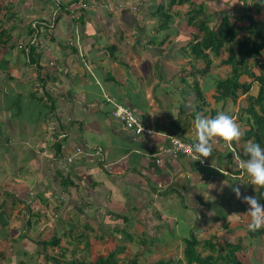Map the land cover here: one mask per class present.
Returning <instances> with one entry per match:
<instances>
[{"label":"crops","instance_id":"crops-1","mask_svg":"<svg viewBox=\"0 0 264 264\" xmlns=\"http://www.w3.org/2000/svg\"><path fill=\"white\" fill-rule=\"evenodd\" d=\"M14 1L20 5L26 2L32 10L30 0ZM39 1L47 14L37 9L35 17L31 18L37 20L30 21L29 25L39 24L40 31H35L36 34L29 33V27L19 30L11 20L8 22L9 14H5L8 8L6 10L5 5L0 8V20L7 19L10 24L3 27L9 40L5 43L4 38L0 39V63L4 58L10 60L7 62L9 69L0 71L3 94L0 95V143H4L0 147V166L3 159L6 162L2 164L0 187L2 181L11 180L7 182L9 192H0V228L6 227V222L1 220L4 216L2 207L11 204L9 229L20 226L17 221L21 217L26 229L31 228L33 235L35 232L38 235L36 239L27 240L35 249L38 246L33 241L39 244L57 237V246L61 250L55 254L65 256L67 250H62V240L72 243L67 237L68 230L73 228L70 227L72 218L66 217L67 221L61 217L47 219L34 210L37 203L51 204L53 199L62 204L64 211L72 210L82 215L84 208V229L91 232L89 237L84 233L86 247L91 239L113 240L107 242L113 247L108 249L109 253L140 249L134 254L138 257H133L130 264L133 260L144 264L139 261L140 256H155L158 251L155 248L166 250L165 256H171L167 254L169 250L184 245L191 232L201 240L198 231H212L211 237L202 240H216L215 236L226 233H215L214 226L233 231L240 227L246 212L241 215L235 210L234 201L240 200L230 188L234 179L222 172L237 173L232 152L240 153L238 149L244 142L234 141L231 145L222 140L215 142L212 156L205 160L215 170L199 166L188 157L159 154L168 145L170 136L196 142L193 126L196 112L214 117L218 111H224L236 119L241 107L238 99L246 94L240 95L234 103L229 99L215 100L214 83L227 76L222 78L219 74L218 79L206 84L207 91L201 90L204 106H200L191 88L193 82L200 89L205 86L204 83L200 86L199 79L212 69L217 71V66L224 67L229 73V67L220 64L226 58V52L222 50L216 57L207 52L208 68L202 74L204 61L194 60L186 45L193 29L184 34H163L158 39L153 32L163 33L165 27L152 31L149 25L154 21L145 19L153 11H144L127 0H89L80 14L76 12L83 5L80 0L72 4L69 3L71 0H52L55 5L52 8L46 6L50 0ZM59 1L72 13H59L55 21L53 15ZM214 5L216 7L213 11L208 9V13L222 15L223 7ZM224 6V13L235 14L241 25L245 20L238 9H250L249 15L255 21L253 31L264 38V22H261L264 21V0H225ZM176 11L170 10L172 17ZM78 17H81L80 22L75 20ZM175 22L167 27L178 29L183 25L179 20ZM179 35H186V39L178 40ZM17 45L22 49L31 45L34 51L28 58L27 50H18ZM261 63L264 64V54ZM258 70L252 68L255 75ZM241 79L245 80L244 77ZM38 82L41 88L35 87ZM253 87L256 90L255 83L249 93ZM113 103L131 110L146 133L133 136L124 130L110 117ZM240 126L243 129L242 123ZM55 143L59 144L58 151ZM75 149L83 151L84 157L77 156L71 163H66V158L71 157ZM95 151L98 155H86ZM157 154L159 164L152 159ZM58 155L63 156L62 167L58 164ZM11 168H14V175ZM42 171L48 172L47 180L45 173L41 175ZM65 178L68 184L62 181ZM34 180L42 183L46 196L36 198L32 188ZM240 187L244 195L247 189L250 190L246 184ZM31 195L34 201H31ZM233 214L238 216L231 217ZM57 219L68 223L69 229L64 228L60 233L61 229L54 226ZM127 220L130 226H125ZM30 224L38 226L30 227ZM51 224L54 231L48 235L45 229ZM131 228L134 235L123 240L129 241L128 247L117 246L119 233L130 232ZM7 234L14 240L13 231ZM0 240V264H8L6 259L13 256L8 252L13 250L6 251V246L11 247L9 242H3L1 237ZM144 240L148 242L144 243ZM101 244L106 245L92 243L98 247ZM20 248L17 253L21 256L31 250L28 245ZM117 259L120 262L119 257ZM167 261L168 264L172 262L170 258ZM18 263L22 264V261Z\"/></svg>","mask_w":264,"mask_h":264},{"label":"rangeland","instance_id":"rangeland-1","mask_svg":"<svg viewBox=\"0 0 264 264\" xmlns=\"http://www.w3.org/2000/svg\"><path fill=\"white\" fill-rule=\"evenodd\" d=\"M30 1L32 2V10H31V7H28L26 2H24V5H20V4H17L16 1H14V0L12 2H11V0H0V8L1 7L3 8V5H5V8L6 7L8 8V10L5 12V14H10L11 10H16V12H14L15 15L13 16V19H10L11 17H9L8 22L11 20V22L14 25L18 26L19 30H22V31H24L25 29H27L29 27V23L31 24L30 21L37 20V19H31V18L35 17L37 9L41 10V11L44 10V9H42V7L44 5H42L43 3H40L39 0H30ZM167 1L168 0H127L128 3L132 2L135 7L143 8L142 10H144V11H147V10L148 11H155V9L159 5L163 6L165 9ZM224 1L225 0H188L186 3H184L180 6L176 5V6L172 7V12L173 11L175 12V10H177L176 11L177 13H175V15L171 18L170 24H172V23L176 24L175 21L179 20V21L183 22V25H181L178 29L176 26H175V28H173L174 26L173 27H171V26L165 27L163 30V33L153 30V29L157 28V25L159 23L160 17L158 15L148 16V14H147L145 16V19L148 21H152V22L154 21V23H152L149 26L152 27V31H154L153 33L156 34V37H158V39L161 38L163 34H167V33H175V32L178 33L179 32L178 34H184L188 31L192 30V29H189L188 27H186L184 24L186 12H188L190 8H194L195 5L202 4L203 5L202 6L203 11L208 13V9L213 11L212 8L216 7L214 5V4H216L217 7H220V8L223 7L222 13L224 14V10H223L225 7ZM21 2H23V0H21ZM221 2H223V3L221 4ZM190 3H192V5ZM13 4H15L16 6ZM189 5H191V6H189ZM46 6L48 8H49V6H50V8L55 7V5L52 3V0L47 2ZM196 8L198 9L197 6H196ZM205 8H207V9H205ZM164 12H167V11L165 10ZM43 13H44V15H46L47 9H45ZM218 13L222 14L221 12H218ZM239 13L241 15L242 12H239ZM16 14H18V15H16ZM233 15H235V14H233ZM242 19H244V18H242ZM49 20H50V18H49ZM217 20H218V16L213 15L210 25L215 26V24H217ZM1 22L4 25H7V27L10 26V24L7 23V19L1 20ZM261 22H264V21H261ZM35 25L36 24H34L33 26H31L29 28L33 29L32 27H34ZM37 25H39V24H37ZM37 25L35 26V29L33 30V32H34L33 34H36L35 31H37V33L40 31L39 28L37 27ZM47 25H49V24H47ZM262 26L263 25H261V27ZM43 31H44V28H43ZM43 31H42V33H43ZM34 37L35 36H32V39H34ZM185 39H186V35H184V36L179 35L178 36V40H180V41H184ZM12 53H14V51ZM222 55H224V54L222 53ZM3 60L4 61L2 63H0V71L2 70L3 72H6L9 69V67L7 66V62L10 63V60L8 58H4ZM215 68L217 69V71L212 69V70H210V72L208 74L204 75L201 79H199L200 86L202 83L205 84V86H201L202 91H204V92L207 91L206 88H208V87L206 86V84L210 85V81H214V80L218 79L219 74L222 76V78L228 76V74L226 72L227 70L224 67L217 66ZM38 84H39V82L36 84L35 87L41 88V86H38ZM211 87H213V85ZM250 93L255 95V93H256L255 87H253V89ZM0 95H3L1 87H0ZM13 100H14V97H13ZM238 100H239L238 103H240L241 107H245L244 97L241 96ZM228 105H229V103H228ZM28 106H26V108H25V110H27V111L29 110ZM242 120H244V117L242 118ZM29 123H31V121H29ZM33 124H35V123H33ZM74 130H75V128H74ZM1 132H2V130L0 128V135H1ZM3 132H5V131L3 130ZM3 144H4L3 142L0 143V147L1 146L3 147L4 146ZM245 144L246 143H243V146H241L239 144L241 148L239 147L238 150H239L241 155H243V150H244ZM57 159H58V164L61 167L64 166L63 165L64 164L63 156L58 155ZM2 164H6L5 159H3V161L1 162L0 177L3 174V170H4V168H2ZM8 165L9 164L7 163V169H8ZM234 171H236L237 172L236 174H238V164H236ZM44 173L45 172L42 171L41 175H44ZM11 174H13V175L15 174L14 168H11ZM47 174H48V172L45 173V176H46L45 179L46 180L48 179ZM233 179H234V184L238 183V184H240V186L242 184H246L247 187L249 186L250 190L248 192V189H247L245 194L254 196V192H255L257 187H255L249 183V178L247 177V175L244 173L243 170H242V176L240 178L238 177V178H233ZM10 181L11 180L2 181L1 187H0L1 193L2 192H6V193L9 192L8 191L9 189L7 187V182H10ZM26 184H28V183H26ZM41 187H44L42 185V183H40V182L36 183V180H34L32 188L35 190L34 192L37 195V197H36L37 199H38V197L46 196V194H45L46 190L41 188ZM49 197H50V193H49ZM31 199H33L31 201H34L33 195H31ZM51 200H52V202H50V203L52 205L48 204L49 202H45V204L44 203L38 204L36 202V199H35V203H37V208L34 210H35L36 214H39L40 216H45L47 219H48V217H49V219H52V218L54 219V217L55 218L61 217L64 220H66V217L72 218L71 223H70V227L73 226V228L68 230V232H67L69 234L67 237H68V239H70L72 241V243L71 242L64 243V241L62 240V245H63L62 250L63 251H64V249L67 250L66 255L63 257H59V256H57V254H55L58 250H61L60 249L61 247H59V246H57V247L56 246H54V247H40L41 241L39 242L40 245L35 244L36 241H33L34 245L38 246V247H36L38 249H35V247L32 246L33 244H31L27 240H30L31 238L36 239L38 235L36 232L33 235V230L31 228L26 229L25 223L23 222L24 219L21 217L17 221L21 227L18 226L17 228H15L13 230L9 229V227L7 225V224H9L8 217H9V214L11 211V208H10L11 204H9L8 206L2 207V211H3L4 216L2 217L1 220L3 222H6V227L0 228V237L2 238V241L3 242H5V240L8 241L9 245L11 246V247L6 246L5 247L6 251L7 250L8 251L13 250L10 253L8 252L9 255H13L12 258L6 259L8 264H17L20 261H22V264H68L71 261H72V264H76V262H78V263L83 262V263L88 264V262L94 261L95 258L98 256H101V257L106 256L109 253L108 249L112 250L113 247L111 245L107 244V242H111L113 240H108V239L100 240V241L91 239V240H88L90 243V245L88 247H86L84 245V242H85L84 241V233L88 237L91 236V234H90L91 232L84 229V208H82L83 209L82 215L80 213H76L72 210L64 211L62 209V204H60V203L58 204L53 199H51ZM41 201H42V199H41ZM16 204H17V201L14 202V205H16ZM234 206H235V210L238 211L241 215H244V212H246L247 208H248V206L246 204H244L242 202V200L236 201V202L234 201ZM17 209L21 210L18 207H17ZM242 209H243V211H241ZM54 213H56V214H54ZM53 215H55V216H53ZM231 217H233V215ZM32 219H33V217H32ZM107 219H110V218H107ZM248 220H249V218L246 215L245 218H243V222H242L241 226L238 227L237 229H235L234 231L231 229L226 230V228H223V227L221 228V226L220 227L214 226L213 230H215V233H217L216 231L226 233V234L221 235L220 237L215 236L216 240H218V241L211 238L212 242L216 243V247H215L216 250H215L214 255H222V254L224 255L225 250L220 249V245L224 244L225 242H227L229 240L228 242H230V243L239 244V250L235 253V256H236V259L239 260L240 264H264V234L259 235L257 237L256 236H249L248 235ZM128 222H129V220H127V223L125 224V226H130V224ZM31 223H33V222L31 221ZM31 226L37 227L38 224H35V225L30 224V227ZM54 226L56 228L61 229L60 233H62L64 231V228L69 229V224L65 223L64 221H62L60 219H57V222ZM224 227H226V225ZM47 228L48 229H45L43 227V229L48 230L47 231L48 235L53 234L54 228L52 227V224L47 226ZM12 231L14 232V240H10L13 238V236L10 234H7V233H10ZM210 232H212V231H210ZM210 232L207 233L206 231H198L197 236L201 240L205 239V238H209V236L211 237ZM58 234L59 233L57 232L56 235H58ZM48 235H47V237H48ZM133 235H134L133 228H131L130 232H128V231L120 232L119 233L120 239L116 240V243L118 244L117 246L128 247L129 241L128 240L123 241V240L127 239V238L130 239V237ZM41 236L45 237V235L43 233H41ZM131 240H132L131 242H134V239H131ZM97 242L105 243L106 245L101 244L100 247L92 245V243H97ZM143 242L147 243L148 241L144 240ZM15 244L16 245L18 244V246H16ZM26 245H28V248H30L31 250L30 251L27 250V254L25 256H21L20 254L17 253V251H18L17 249H19L21 246L22 247L25 246V248H26ZM183 246L184 245H182V244H180L177 247L173 246L169 250V253H167L168 255H171V256H165L166 250H160L159 248H155V249H158V251L155 253V256L154 255L153 256H150V255L140 256L139 261H141L144 264H157L158 261L166 262L170 258V260L172 261L171 264H184V259L182 258V253H181L183 251V249H182ZM196 249L199 252L201 257H205V256L211 254L210 251L207 249L204 250V249H201L200 247H197ZM137 251H140V249L134 250V248H132L131 251H126V253H123V252L120 253L119 255H117V257H119V259H120V262H117V264H130V260L136 256V255L134 256V254ZM136 257H138V256H136ZM35 258L37 260H35ZM166 264H168V263H166ZM215 264H224V263L221 261H216Z\"/></svg>","mask_w":264,"mask_h":264},{"label":"trees","instance_id":"trees-1","mask_svg":"<svg viewBox=\"0 0 264 264\" xmlns=\"http://www.w3.org/2000/svg\"><path fill=\"white\" fill-rule=\"evenodd\" d=\"M78 1L79 0H71L69 3L72 4ZM187 1L188 0H168L165 9L163 6L159 5L155 11L151 13V15H158L160 17L157 29L167 27V25L170 24L172 18L170 10L172 7L176 5L180 6ZM80 2H82L83 7L79 6L76 12L81 14L84 4L89 2V0H80ZM190 4L192 5V3ZM202 6V4H199L195 5L194 8L189 7V11L186 12L184 20L185 25L193 29L189 35L190 39L186 44L189 53L194 60L202 59L204 61L205 67L200 70L203 74L208 68L207 52L212 53L213 57L218 56L222 50L226 52V58L220 61V64L228 66L230 70L226 78L217 80L214 83V90L216 92L215 100L225 101L229 99L234 103L240 95L246 94L244 96L245 107H239L236 113V119L240 124L242 123L243 127V135L240 141L247 143V141L251 139L258 142L261 147L264 148V64L261 63L262 55L264 54V38L262 39L260 33L253 31L255 21H253L249 15L250 9L244 7L238 9V12H242L241 15L244 16L242 20H245V24L243 25L239 24V21L234 17L233 13L227 12L219 15L217 24L212 26L210 23L213 15L203 11ZM237 8H239V5ZM5 9L7 10V7ZM165 10L167 12H164ZM59 13L71 14L72 12L68 11L67 5L61 4L59 1L57 4V11L55 15H53L55 21L59 18ZM14 15V12H10L9 17H13ZM80 18L81 17H78V19L75 20L80 22ZM3 27L4 24L1 22L0 39L4 38L6 43V40H9V36ZM29 27H31V25H29ZM30 31L32 33L33 29H30L29 33ZM16 48L21 51L27 50L28 58L34 51L31 45H28L27 49H24L26 47L22 49L21 45H17ZM253 67L259 69L257 75L252 71ZM241 77H244L245 80H242ZM253 83L256 84L255 95L249 93ZM191 88L200 106H204L202 92L198 84L193 82ZM243 117L244 120L241 121ZM55 146H57L58 151L59 144L55 143ZM229 158L231 159V155H229ZM241 158L245 157L241 155ZM62 181L68 184L66 178ZM254 196L264 204V188H256ZM192 233L193 232H191L189 238L184 241L182 251L184 264H215L216 261H221L224 264H240L235 256V253L239 250V244L225 242L220 245V249L225 250L224 255H214L216 243L209 239L198 240ZM262 234H264V229L255 232L248 230L249 236L257 237ZM58 241L59 239L57 237H53L47 241H41L40 244L43 247H54L58 245ZM197 247L204 250L207 249L211 254L201 257L196 249ZM119 252L120 251H112L104 257L98 256L92 263L88 264H117V254H119ZM167 262L169 261H166V263ZM131 263L140 264L135 260ZM164 263L165 262L162 261L158 262V264ZM68 264H72V261ZM76 264L87 263L76 262Z\"/></svg>","mask_w":264,"mask_h":264},{"label":"clouds","instance_id":"clouds-1","mask_svg":"<svg viewBox=\"0 0 264 264\" xmlns=\"http://www.w3.org/2000/svg\"><path fill=\"white\" fill-rule=\"evenodd\" d=\"M195 130V143L184 144L179 138L171 137L174 145H179L193 161L204 162L212 156L213 144L222 140L229 145L239 141L243 135L240 124L230 114L218 111L214 117H206L196 112L193 119ZM153 135V133H152ZM243 156L235 153L233 158L238 167L244 171L249 178V183L257 188H264V148L254 140H248L244 145ZM225 184V181L223 182ZM231 190L238 200H242L248 206L246 215L248 230L255 232L264 229V204L256 196L244 195L240 184L231 185ZM238 216V214H233Z\"/></svg>","mask_w":264,"mask_h":264},{"label":"built area","instance_id":"built-area-1","mask_svg":"<svg viewBox=\"0 0 264 264\" xmlns=\"http://www.w3.org/2000/svg\"><path fill=\"white\" fill-rule=\"evenodd\" d=\"M81 6L83 7V5H81ZM112 105H113V108L110 112V117L112 119H114L117 123H119L124 130L128 131L133 136H139V135L146 133V130L144 129L143 125L140 123V121L138 120L136 115L131 110H129L125 106L118 104V103H113ZM171 137H174V136L168 137V145L166 147L162 148L160 150L159 154H162L166 157L183 156V157H188L191 159V156L189 154H187L182 148H180L179 145L173 144ZM181 141L184 144H191V142H189V141H183V140H181ZM231 152H232V150H231ZM232 154L234 156L233 152H232ZM86 155H98V151H95L94 153H90V154L86 153ZM77 156L84 157V152L81 151L80 149H75V151L71 155V157L66 158V163H71L73 158L77 157ZM152 159L154 160L155 164H159L160 158H159L158 154L154 155V157H152ZM194 162H197L199 166L209 167V168L214 169L213 167L209 166L205 160L203 163H201L199 161H194ZM220 172H221V170H220ZM222 173L228 175L229 177L231 176L233 178H238V177L240 178L242 176V170L239 167H238V174L230 175L224 171Z\"/></svg>","mask_w":264,"mask_h":264}]
</instances>
